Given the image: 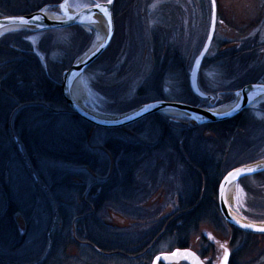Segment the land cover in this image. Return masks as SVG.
Returning a JSON list of instances; mask_svg holds the SVG:
<instances>
[{
  "label": "trees",
  "instance_id": "obj_1",
  "mask_svg": "<svg viewBox=\"0 0 264 264\" xmlns=\"http://www.w3.org/2000/svg\"><path fill=\"white\" fill-rule=\"evenodd\" d=\"M117 4L118 0H116L115 10ZM114 16H116L115 12ZM34 32L23 29L5 34L0 38V145L11 140L18 155L34 163L39 157H48L94 171L96 165H100V163L94 160L93 157H96V154L86 144V141H88L89 130L100 128L91 126L79 116L71 113V109L62 97L60 83L54 81L46 72L29 40ZM252 41L255 42L254 39ZM247 42L242 40L241 42L223 45V50L221 49L212 61L216 63L217 60L226 59L230 54L233 59H241L246 62L245 52L247 47L245 43ZM232 44H235V46L228 47ZM112 45L113 43H110L106 51L96 61L100 60L111 49ZM42 51L47 52L45 47L42 48ZM169 54L168 52L166 60L169 59ZM207 60L205 59L206 62ZM205 61L204 63H206ZM181 62L180 60L179 63ZM171 63L166 64L160 54L153 72L147 80V86L138 90L139 103L130 105L118 113H125L152 101L166 99L160 93V86L164 73L170 65L172 66ZM176 64L175 62L173 67ZM188 85L192 95L190 81H188ZM241 85L239 82H234L224 92L209 93L215 96L212 100H203L193 94L192 102L195 105L204 107H217L235 99L234 90H238ZM60 107L64 109H59ZM260 109L264 111V103ZM250 111L246 109L234 118L209 124H197L185 117L174 118L159 113L152 114L142 119V122L148 121L151 123V130L155 133V143L153 144L137 141V135L141 131L138 125L141 124V121L122 128L104 129L107 133L124 134V137L110 136L103 145V150L107 152L111 159L104 162L102 178L105 177V179L95 183L89 191L95 209H91L83 202L84 207L77 208L78 210L75 212L72 226L68 213L70 210L66 211L65 207L61 206L57 212L60 219L59 224L57 227L52 226V229L43 237L45 242H49L50 250L59 252L58 263L99 264L104 259L108 264H113L114 261L115 264L117 262L118 264L125 263L115 260V257L132 261L130 263L134 262L135 264L137 262L140 264H143V262L149 263L154 256L163 251V246L166 244H169V247L165 248L164 251L169 252L176 248H188L192 237L199 233V228L204 223L220 231L227 237L225 239L229 240V244L235 247L230 264H249L262 258L264 256V235L248 234L229 227L222 220L216 203L217 187L223 177L239 166L257 161L255 159L258 158L261 146L264 143L263 136L260 138L259 146L255 149L257 152L250 156V160L247 158L246 147L243 152H239L236 156L237 158L243 153L239 162H236V158H234L224 165L220 159L216 160L218 155L223 154L226 146L225 142L223 143V135L228 134L230 138L232 137L231 139L234 138V144H239L242 141L248 143L250 142V129L259 130L261 128L264 130V124L253 115H250ZM63 115L71 116V134L65 132L64 134L69 136L63 134L52 141L51 144H43L41 133L54 129V122L59 116ZM220 127H226L223 133H219L218 129ZM207 131L212 132L214 136L208 135ZM215 135L220 139V142L223 140L218 147L210 145V143L216 142ZM51 145L55 147V151L50 150ZM4 150L6 148L0 151V160L7 156ZM142 153L173 157V163L177 162L188 173L193 174L194 193L190 197L192 202L185 210L172 212L163 219L155 221L154 230L149 236L140 239L138 245L137 243L134 244L133 237L127 234L128 228L115 226L110 220L112 217L115 221L110 213L105 218L103 212L101 213L96 208L98 203L95 202V196L102 189V193L97 197L98 199H103L105 195L110 199L112 196L110 194L113 192V195H117L116 197L120 198L122 194L123 199H125L132 188L133 173L135 171L132 159ZM34 165L36 166L37 163ZM184 169H182V172L185 171ZM172 176L175 177L176 172ZM256 176L261 177L264 181V173ZM6 179L8 180V178ZM249 180L250 177L244 178L239 181V184L246 193H258L250 186ZM70 183L68 189L71 191L75 183L72 180ZM4 184L2 190L6 202V211L4 217L0 219L1 224H3V226H0V238L12 236L9 241L14 238L16 244H13V246L17 248L23 243L24 233L15 236L7 234V232L12 233L13 230L10 231L13 228L12 225L17 226L16 217L20 215V210L11 197L9 182L8 185L6 182ZM64 185H66V181L61 180L56 186L62 189ZM75 186L77 187V185ZM80 190L83 192V188ZM54 227L56 228L55 231ZM121 232H123L124 237H121ZM210 238L209 235L201 236L202 249L198 252L206 263L213 264L208 257L213 253L215 254L214 251L218 247L210 242ZM82 243L85 251L90 254V259L82 260L80 258L82 255L79 256V254L76 257L71 256L73 248L79 252L84 251L81 248ZM86 243L87 245H85ZM14 248L12 250L16 251ZM144 252L148 256L147 258L133 257L135 254L138 255ZM21 260H24V262L13 259H10V261L0 259V264H41V260L38 261L37 259H25L23 257Z\"/></svg>",
  "mask_w": 264,
  "mask_h": 264
},
{
  "label": "rangeland",
  "instance_id": "obj_2",
  "mask_svg": "<svg viewBox=\"0 0 264 264\" xmlns=\"http://www.w3.org/2000/svg\"><path fill=\"white\" fill-rule=\"evenodd\" d=\"M106 1L108 0H69L68 3L71 8L78 10L96 2ZM62 2L63 0H0V17L32 13L46 6L48 10L61 14L58 8ZM115 4L114 20L115 33H117L116 35L114 33L111 42L113 45L100 60L86 70L83 76L90 97L85 103L86 106L105 114L119 115L122 114L118 113L119 111L138 104L140 101L138 90L147 86V80L153 72L156 61L167 49L172 55V66L170 65L164 73L160 93L169 101L192 100L188 75L208 35L212 15L210 0H118L116 10ZM216 4L217 30L207 54L208 60L203 64L199 76L202 90L214 94L226 91L234 82L244 85L259 79L264 81V63L257 59L255 61L254 57L251 59L252 65L241 59H233L230 54L226 59L217 60L216 63L212 61L225 44L241 42L252 37L258 39V44L263 42L264 0H216ZM29 40L46 72L54 81L61 83L64 71L96 44L97 35L93 30L88 31L85 27L74 26L35 31ZM43 47L46 48V53L42 51ZM180 60L183 63H179ZM175 62L177 64L173 67ZM254 66L257 68L249 72ZM235 99L225 104L235 102ZM262 104L251 109L249 114L264 124V111L260 109ZM54 127L51 131L41 133L43 144H51L65 132L71 134V116H59L54 122ZM263 131L261 128L250 129V142L247 140L248 143L240 142L235 150L243 152L246 147L247 158L250 160V156L257 152L255 149L259 146L260 138L264 136ZM107 134L104 130H97L93 136L91 135L89 143L95 151L103 150L102 146L107 136H116L115 133ZM222 139L226 145L229 135H223ZM210 145L217 144L210 143ZM4 148L7 156L0 160V219L4 217L6 211L2 188L5 182L7 185L9 182L11 197L20 210V215L16 217L17 226L12 225L13 228L10 229L13 230L12 233L8 231L7 234L17 236L24 233V237L21 247H17V251H12L17 253H10L9 248L13 247V244L8 243L10 236L0 238V259L24 262L21 259L36 254L37 252L34 251L37 249H30V253H22V251L28 245L45 237L52 226L57 227L59 224L57 212L61 206L65 207L66 211L70 210L68 213L71 221V204L72 210L76 212L78 197L71 199L68 185L71 184V178L83 181L86 175L72 164L48 157H39L35 166L31 160L18 155L11 140L0 145V151ZM50 150L55 151V147L51 145ZM242 155L243 153L236 158V162L241 160ZM258 155L255 160L264 158V143ZM61 180L66 181L62 189L56 186ZM249 181L250 186L258 193H246L243 187L237 184V195L231 208L245 220L264 221V181L257 176L250 177ZM111 209H113L111 216L115 219V221L112 217L110 219L113 224L117 220L120 222L122 216L126 218L129 216L121 205H115ZM1 225L3 226L0 221ZM202 235H209L210 242L214 245L217 239L221 240L219 236H222L220 234L217 236L208 226L201 227L199 233L191 240V249L195 251L202 249ZM216 246L218 249L214 251L215 254L208 257L213 264H219L224 254L220 245L216 244ZM168 247L169 244L163 246L164 249ZM81 248L85 251L84 245ZM231 248L235 251L234 246ZM115 260L125 262L123 264H135L117 257ZM249 264H264V256Z\"/></svg>",
  "mask_w": 264,
  "mask_h": 264
},
{
  "label": "water",
  "instance_id": "obj_3",
  "mask_svg": "<svg viewBox=\"0 0 264 264\" xmlns=\"http://www.w3.org/2000/svg\"><path fill=\"white\" fill-rule=\"evenodd\" d=\"M69 0H63L61 5L69 6ZM212 5V15L211 23L208 31L207 38L205 40L204 46L197 55L193 62L190 71V87L192 92L200 99L209 100L214 99L215 96L204 92L199 84L200 71L202 69L203 63L207 54L212 46L215 33L217 30V4L215 0V5H213V0H210ZM114 4L115 0H112L111 4L106 2H96L92 5L81 7L76 10L72 15L66 14L65 7L61 8L59 6V11L62 15H66L65 18L56 19L49 17L44 9H48V6L43 7L40 10L29 14L23 15H11L0 17V30L9 26H16L12 29L6 30L1 36L20 31L23 29L31 31H50L65 29L74 26L85 27L91 22V14H99L102 16L107 25V32L105 37L96 45L92 46L84 54H82L66 71L63 73V79L60 83L61 94L66 103V105L81 119L88 122L89 124L103 128V129H117L134 124L145 117H148L156 113H164L174 118L185 117L194 121L197 124H209L220 121L229 120L234 118L246 109L254 108L253 102L256 98L258 92H264V84L262 83H252L243 86L241 89L235 92V102L234 106L227 111H217V108H209L203 106H195L179 101H169V100H156L149 102L147 104L141 105L125 113L114 115L113 118H101L97 117L85 109H83L73 98L71 92V83L78 77L83 78L86 70L106 51L110 45L114 33H115V20H114ZM106 8L110 14L111 25H109V17L105 16L103 12L100 11V7ZM71 8V7H70ZM39 16L40 20H33L32 18ZM71 17V19H70ZM19 18H24L29 21L28 24H23L19 22ZM235 44L229 45L228 47H234ZM227 47V48H228ZM237 93H240L237 96ZM264 103V101L262 102ZM221 107V106H220ZM179 112V115H172L168 111ZM250 169H257L256 171H249ZM264 173V158L257 160L255 162L239 166L231 171H229L221 180L218 189V207L219 213L223 220L232 228L239 231L262 236L264 231H258L257 229L264 228V221H250L245 220L238 216L231 208L229 203V188L231 186L237 187L240 180L252 176ZM242 225H251V227H242ZM228 250V261L230 260V250ZM222 256L219 264H223ZM160 262L165 264H178L181 262H186L188 264H207L200 255L190 248L177 249L171 253H163L158 255L153 264H159Z\"/></svg>",
  "mask_w": 264,
  "mask_h": 264
},
{
  "label": "flooded vegetation",
  "instance_id": "obj_4",
  "mask_svg": "<svg viewBox=\"0 0 264 264\" xmlns=\"http://www.w3.org/2000/svg\"><path fill=\"white\" fill-rule=\"evenodd\" d=\"M252 39H254V41L256 43L253 42ZM245 42H247V43H245V46L247 47V50L245 52L246 53V62H249L250 65H252L251 59H252V57H254L255 61L257 59L259 61L261 60L264 63V38H263V42H261V44H258V39L256 37H252L251 39H246ZM165 49H167V46H165ZM167 50L164 51V53L161 55V58L163 59V61L166 64H170L171 63L170 54H169V59L166 60V55L169 52V51L167 52ZM248 59H250V60L248 61ZM257 64L258 63H256V65ZM255 68H257V66L250 68L249 72L253 71ZM252 83L264 84V81H262V79H259V80H256L254 82L245 83L240 88H238V90L241 89L243 86H245L247 84H252ZM238 90H234V91L236 92ZM193 94L194 93L192 92V95ZM191 99L192 100H186V101L178 100V101L188 103L191 105H195L192 102L193 98H191ZM164 100H167V99H164ZM195 106H200V105H195ZM251 109H254V108H249V110H251ZM71 113L75 114L72 110H71ZM159 114H164V113H159ZM164 115L169 116L167 114H164ZM140 121H141V124L138 125V127H140L141 131L137 135V141L139 143L140 142L141 143L146 142V143H152V144L155 143V141H154L155 133L153 130H151V126H152L151 123L148 121H146V122H142V120H140ZM140 121H138V122H140ZM138 122H136V123H138ZM220 122H222V121H220ZM220 122H215V123H220ZM136 123H134V124H136ZM91 126H93V125H91ZM225 128L226 127H220L218 129L219 133H223L224 132L223 130ZM97 130H104V129L100 128V129L89 130L90 132L88 134V139H87L88 141H86V144H88V146L91 149H93V151L96 154L95 155L96 157H93V158H94V160L98 161V163H100V165L97 164L94 171H92L88 168L79 167L77 165H72V166L78 167L79 170L81 172H83L84 175H86L85 180H83V181L79 180L77 178H71V180L74 181V183H76L75 185H77V187L75 185H73L71 188V192H70L71 199H73V198L77 199V197H78V207L76 206L78 209L81 206L84 207L82 205L83 202H85L86 205L89 206L91 209H95V204L92 203L93 198L89 194V191L91 190V187H93V185L95 183L100 182L101 180L105 179V177L102 178V170L104 167V162L111 159V157L107 154L106 151H104V150L95 151L94 147L92 145H90V143H89L91 135L93 136V133ZM114 133L116 136H120V138L124 137V134L120 135V133H116V132H114ZM206 133L208 135L210 134V135L214 136L212 134V132L207 131ZM108 134H111V133H108ZM239 136H241V135H239ZM109 137H110V135L107 136L103 145L105 144L106 140ZM215 138H216L215 143L217 144L216 147H218V145L223 140H221V142H220V139L217 137V135H215ZM231 138L229 136V140L227 141L226 146L224 147L223 154L221 156L216 157V158H219L220 161H222L224 163V165H226L228 162H230V160H233L234 158H236L237 154L239 153L236 151L237 149L235 150V147L238 143L234 144L233 141H235V140H234V138L233 139H231ZM235 138H237V137L235 136ZM233 148H234V150H233ZM102 149H103V146H102ZM230 154H232V155H230ZM172 158L173 157L168 156V155H158V154H149V153H147V154L142 153L141 155L138 154L137 156H135V158L133 157V159H132V161L134 163L135 171L133 173L132 188L129 190L128 196H126L125 199H123L122 194H121L120 198L116 197L117 196L116 194L113 195L114 192L112 194H110V196L112 195L110 197V199L108 198L107 195H105L103 199L102 198L98 199L97 197L100 195V193H102V189H100L96 193L95 202L98 203L96 208H98V210L101 213L103 212V215L105 216V218H106L108 213H110V215H111V212L113 210L111 208H113V206H115V205H121V207H123V210L128 212L127 215H129V216H127V218L122 216L120 222L116 219L118 222H114L115 223L114 225L121 227V228H124V227L128 228L127 234H130L133 237V243L134 244L137 243L139 245V243H140L139 241H141L140 239H142L145 236H149L151 234V232L154 230V227H155V221L163 219L164 217L168 216L172 212H175V211L176 212H182L192 202L190 197L194 193L193 192V189H194V187H193V179H194L193 174L188 173L186 171V169H184V167L179 165L177 162L173 163L174 160ZM175 160L177 161V159H175ZM182 169H184L185 171L182 172ZM175 172H176V176L173 177L172 175ZM220 183H221V181H220ZM220 183L218 184V187H217V199H216L217 207H218V189H219ZM81 188H83V192H81V190H80ZM80 198H81V200H80ZM106 199H108V200H106ZM69 205H70V203H69ZM72 209H73V206L71 204V223L73 226V223H74L73 219H74L75 212ZM218 210H219V207H218ZM222 220H223V218H222ZM16 222H17V219H16ZM224 223H226V222L224 221ZM204 226H208L209 228H211L213 230V232L216 233L217 236H219V234L222 235V236H219L221 240H219V239L216 240V244L220 245V247L223 250H225V248L230 250V260H229V264H230L233 251L231 248L232 246L229 244V240L225 239L227 237L225 235H223L220 231L215 230L212 226H210L207 223L201 224L199 231H200L201 227H204ZM120 235H121V237H124L123 232H121ZM10 238H11V236L9 237V239ZM8 243L16 244V241L13 238ZM82 245H84V244L82 243ZM85 245H87V243ZM13 247L9 248V250H11L10 253H17V252H12ZM188 248H190V246ZM30 249L31 250L37 249L36 251H34L37 253L36 254L33 253L32 255L24 256L25 259H35V260L37 259L38 261L41 260V264H59L58 263L59 252L57 250H50L51 247L49 246V242L48 243L45 242V239L43 237L38 239L33 244L28 245L22 251V253L29 252ZM177 249H186V248H176L173 251H175ZM14 250H16V248H14ZM149 250L150 249L148 248V251ZM173 251H170V252L169 251H165V252L162 251L161 253L154 256V258L152 259L151 262H149V263L144 262V264H153L155 258L158 255L163 254V253H171ZM195 252H197L199 254L198 251H195ZM22 253H20V254L22 255ZM78 254H79V256L80 255L83 256V257L80 256V258L82 260L83 259L86 260V259L90 258V254L87 251L79 252L75 248H73V250H71V256L76 257ZM133 257L134 258H136V257L137 258H147L148 256L144 252V253L138 254V255L135 254V256H133ZM102 261L103 262H100L99 264H108V262L105 259ZM184 263L188 264L186 262H181L178 264H184ZM136 264H140V263L137 262ZM159 264H165V263L160 262Z\"/></svg>",
  "mask_w": 264,
  "mask_h": 264
},
{
  "label": "bare ground",
  "instance_id": "obj_5",
  "mask_svg": "<svg viewBox=\"0 0 264 264\" xmlns=\"http://www.w3.org/2000/svg\"><path fill=\"white\" fill-rule=\"evenodd\" d=\"M65 10H66V14L72 15L76 12V10H74L73 8H70L69 6H65ZM44 12L51 18H56V19H62L65 18L66 15H62V14H57L55 12H52L48 9H44ZM16 27L14 26H9V27H5L2 28L0 30V37L1 35L9 29H12ZM85 29H87L88 31H95L96 35H97V42L94 46H96L106 35L107 32V25L106 22L104 20V18L102 16H100L99 14H91V22L89 24H87L85 26ZM71 92H72V96L74 98V100L83 108L85 109L87 112L97 116V117H103V118H107V119H111L114 117V115H110V114H105L102 113L98 110L95 109H91L90 107L86 106V101L89 100V93L87 91V88L85 86V83L83 81V78L78 77L76 78L72 83H71ZM264 101V92H258L256 94V98L253 102V106L256 107L259 104H261ZM234 106V102L225 104L221 107H219L217 109V111L221 112V111H227L229 109H231ZM170 114L172 115H179V112L176 111H168ZM237 195V187H235L234 185L231 186L229 188V193H228V197H229V203L233 204L235 197Z\"/></svg>",
  "mask_w": 264,
  "mask_h": 264
},
{
  "label": "snow or ice",
  "instance_id": "obj_6",
  "mask_svg": "<svg viewBox=\"0 0 264 264\" xmlns=\"http://www.w3.org/2000/svg\"><path fill=\"white\" fill-rule=\"evenodd\" d=\"M112 0H108V3L111 4ZM213 5H215V0H213ZM61 8H64L65 6L64 5H60ZM96 7H100V5H96ZM100 11L104 13L105 16H108L109 17V25H111V18H110V14L108 12V10L106 8H103V7H100ZM33 20H40L41 18L39 16H35L32 18ZM71 19V17H70ZM19 22L20 23H23V24H28L29 21L24 19V18H19ZM240 93H237V96H239ZM257 169H250L249 171H256ZM242 227H251V225H242ZM258 231H264V228H261V229H257ZM228 250L225 248L224 250V258H223V264H227V261H228Z\"/></svg>",
  "mask_w": 264,
  "mask_h": 264
}]
</instances>
